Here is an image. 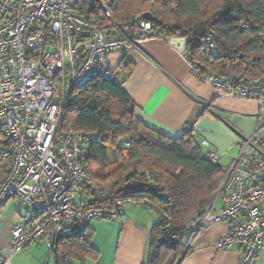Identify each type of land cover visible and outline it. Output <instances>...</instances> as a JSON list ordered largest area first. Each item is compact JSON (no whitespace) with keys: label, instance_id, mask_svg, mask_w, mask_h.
Here are the masks:
<instances>
[{"label":"built area","instance_id":"built-area-1","mask_svg":"<svg viewBox=\"0 0 264 264\" xmlns=\"http://www.w3.org/2000/svg\"><path fill=\"white\" fill-rule=\"evenodd\" d=\"M116 9L115 0H0V160L11 161L0 182V210L11 199H19L27 210L25 222L13 229L9 245L0 251V264H11L41 240L51 250L58 237L76 226L117 221L134 203L131 197H118L101 204L89 164L92 140L74 130L59 134L74 90L91 77L113 79V54L124 55L126 65L127 52L141 53L142 45L156 37L145 14L118 22L112 16ZM255 39L264 48V19ZM167 42L200 81L232 98L264 102L261 78L205 73L204 65L193 64L189 38ZM199 47L204 60L212 59V33ZM260 62L264 67V54ZM236 63L249 71L255 66L252 60ZM208 157L220 165L218 153ZM222 170L216 196L190 224L187 249L209 225L228 224L220 250L239 251V264H257L264 248V127L240 142L237 157ZM83 194L88 200L75 204L74 197Z\"/></svg>","mask_w":264,"mask_h":264},{"label":"trees","instance_id":"trees-1","mask_svg":"<svg viewBox=\"0 0 264 264\" xmlns=\"http://www.w3.org/2000/svg\"><path fill=\"white\" fill-rule=\"evenodd\" d=\"M115 1L117 9L112 16L118 22L150 14L156 20L152 22L155 38H189L193 64L204 65L205 73L222 77L247 73L264 80L260 62L264 48L255 39L264 19V0ZM244 23L249 29L241 27ZM209 33L215 38V49L212 59L204 60L199 41ZM237 60H252L255 66L249 71L244 64L237 65ZM70 130L92 140L89 164L103 173L94 176L98 185L95 196L101 204L131 197L154 213L156 224L146 264H178L188 253L191 222L210 205L224 180L222 167L209 160L192 131L170 139L141 121L124 85L114 78L91 77L74 90L59 134ZM10 166V160H0V182ZM136 181L164 188L169 200L163 202L149 191L136 194L125 190ZM93 238L91 227L61 236L51 249L54 263L97 260Z\"/></svg>","mask_w":264,"mask_h":264},{"label":"crops","instance_id":"crops-1","mask_svg":"<svg viewBox=\"0 0 264 264\" xmlns=\"http://www.w3.org/2000/svg\"><path fill=\"white\" fill-rule=\"evenodd\" d=\"M125 55L126 65L122 54H113L110 63L113 78L124 85L136 105V116L170 139L192 131L206 155H220L222 168L233 163L243 139L264 127V102L232 98L200 81L166 40L154 38L142 45L141 53L129 51ZM26 214L19 199H11L2 207L0 251L7 248L13 229L25 222ZM155 224L154 213L135 203L127 205L117 221H94L92 247L98 259L86 264H146ZM229 230L228 224L209 225L192 241L178 264H239V251L219 248ZM51 257L48 244L41 240L16 255L11 264H49ZM257 264H264V248Z\"/></svg>","mask_w":264,"mask_h":264},{"label":"water","instance_id":"water-1","mask_svg":"<svg viewBox=\"0 0 264 264\" xmlns=\"http://www.w3.org/2000/svg\"><path fill=\"white\" fill-rule=\"evenodd\" d=\"M144 17L148 21H151V22H155L156 21L155 18L153 16H151L150 14H145ZM125 190L133 192V193H136V194L142 193L144 191H149L151 193L156 194L157 197L163 202H167L169 200V196H168L167 193H165V189L164 188H160L159 186L154 185L152 183L147 184V183H144V182H141V181L132 182V183H129V184L126 185ZM90 204H92V201H90ZM77 229H78V226H76L74 228V230H77ZM59 238H57V240H59Z\"/></svg>","mask_w":264,"mask_h":264},{"label":"rangeland","instance_id":"rangeland-1","mask_svg":"<svg viewBox=\"0 0 264 264\" xmlns=\"http://www.w3.org/2000/svg\"><path fill=\"white\" fill-rule=\"evenodd\" d=\"M92 174H93V177L94 176H97L98 174L99 175H101V174H103V173H101L100 171H97V170H95V169H92ZM82 199L84 200V201H87L88 200V196L87 195H85V194H83L82 195V197H81V195H76L75 197H74V203L75 204H78V205H81V203H82ZM21 207H23V208H25V206L21 203ZM26 209V208H25ZM189 238V237H188ZM186 240H187V237H186ZM49 264H55L54 263V258L53 257H51V259H50V263Z\"/></svg>","mask_w":264,"mask_h":264}]
</instances>
